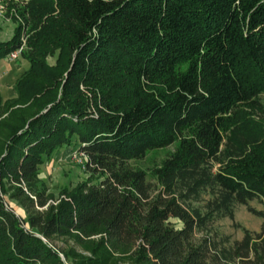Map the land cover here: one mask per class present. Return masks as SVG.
I'll return each instance as SVG.
<instances>
[{
  "label": "trees",
  "instance_id": "16d2710c",
  "mask_svg": "<svg viewBox=\"0 0 264 264\" xmlns=\"http://www.w3.org/2000/svg\"><path fill=\"white\" fill-rule=\"evenodd\" d=\"M11 7L24 24L0 60L22 47L28 67L0 93V264H264V225L232 243L214 228L236 204L264 217L248 204L264 206V0ZM68 146L90 176L55 199L39 167ZM168 146L148 171L130 163ZM63 237L90 256L61 260Z\"/></svg>",
  "mask_w": 264,
  "mask_h": 264
},
{
  "label": "rangeland",
  "instance_id": "374dc122",
  "mask_svg": "<svg viewBox=\"0 0 264 264\" xmlns=\"http://www.w3.org/2000/svg\"><path fill=\"white\" fill-rule=\"evenodd\" d=\"M27 1L28 0H0V41L8 40L12 37L16 22L24 24L23 18L18 12L14 8H10V3H16L17 7L20 8ZM13 16H15L16 22L13 20ZM24 40L25 38H22L23 42ZM2 60L3 63L1 64L4 72H6L10 66H14L12 73L3 72L1 75L0 93L2 99L5 100L16 97V91L14 88L15 80L25 69H27L28 62L22 57L21 52L14 60ZM48 60L50 62L54 61L52 57H48ZM257 100L258 105L254 108L253 116L255 119L264 123V94H261ZM171 150L172 146H168L163 149L152 151L149 152L144 159L140 161H130V163L148 171L152 166L159 164ZM89 176L90 175L84 166V158L78 153L77 146L62 147L56 150L51 155L50 159L46 160V162L39 167V178L45 182L48 192L53 195V198L55 199L60 195L63 188H73L78 183L87 180ZM148 179L154 183V179L150 175L148 176ZM6 200L8 207H10L14 213L18 216L25 217L24 210L17 205L16 201L7 198ZM50 204H53V199L48 201L46 207H36V209L42 211ZM248 204L256 211L264 212V206L258 199L250 200ZM173 223L177 228L180 226L177 221H173ZM235 225H237V227ZM263 225L264 217L255 216L249 213L245 206L236 204L234 206V221L228 218L220 219L214 224V228L220 235L229 236L230 243H232L233 241L242 238L243 229L253 233H259L262 230ZM51 243L54 245L63 261H65L63 256L64 252L71 248L80 255L90 256L79 247L73 237L54 238ZM114 256L120 257L121 255L115 254ZM118 264H131V262L121 260Z\"/></svg>",
  "mask_w": 264,
  "mask_h": 264
},
{
  "label": "built area",
  "instance_id": "2783aa9c",
  "mask_svg": "<svg viewBox=\"0 0 264 264\" xmlns=\"http://www.w3.org/2000/svg\"><path fill=\"white\" fill-rule=\"evenodd\" d=\"M21 52V47L17 48L16 50L12 51L9 55H8V59L9 60H14L16 59L17 56H19Z\"/></svg>",
  "mask_w": 264,
  "mask_h": 264
},
{
  "label": "crops",
  "instance_id": "0c3cea01",
  "mask_svg": "<svg viewBox=\"0 0 264 264\" xmlns=\"http://www.w3.org/2000/svg\"><path fill=\"white\" fill-rule=\"evenodd\" d=\"M1 63H3V60H0V80H1V75H2V73L4 72V69H2V64ZM13 67L14 66H10L9 68H8V70H6V72H4V73H12V69H13Z\"/></svg>",
  "mask_w": 264,
  "mask_h": 264
}]
</instances>
